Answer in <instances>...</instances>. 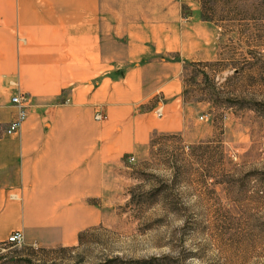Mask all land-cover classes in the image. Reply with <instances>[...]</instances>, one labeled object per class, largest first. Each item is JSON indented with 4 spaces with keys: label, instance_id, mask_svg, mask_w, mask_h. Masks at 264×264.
Instances as JSON below:
<instances>
[{
    "label": "crops",
    "instance_id": "1",
    "mask_svg": "<svg viewBox=\"0 0 264 264\" xmlns=\"http://www.w3.org/2000/svg\"><path fill=\"white\" fill-rule=\"evenodd\" d=\"M190 3L0 0V244L21 231L28 246L77 245L108 218L124 160L186 133L184 70L211 44ZM18 90L28 114L9 134Z\"/></svg>",
    "mask_w": 264,
    "mask_h": 264
},
{
    "label": "rangeland",
    "instance_id": "2",
    "mask_svg": "<svg viewBox=\"0 0 264 264\" xmlns=\"http://www.w3.org/2000/svg\"><path fill=\"white\" fill-rule=\"evenodd\" d=\"M198 1L210 58L184 70L186 133L124 160L83 244L1 243L0 264H264V0Z\"/></svg>",
    "mask_w": 264,
    "mask_h": 264
},
{
    "label": "built area",
    "instance_id": "3",
    "mask_svg": "<svg viewBox=\"0 0 264 264\" xmlns=\"http://www.w3.org/2000/svg\"><path fill=\"white\" fill-rule=\"evenodd\" d=\"M29 95L27 93L18 90L11 98V102L16 107V115L13 120L5 127L7 133L11 134L17 132L21 129L24 121L27 118L28 107H29ZM164 105L162 98H158L157 106L155 108V113L160 117L163 115ZM95 118L100 120L104 118L101 113H97ZM203 118V116L201 117ZM128 161H134L135 157L133 155L128 156ZM24 243V234L21 231H14L11 233L5 242L2 244H12V245H22Z\"/></svg>",
    "mask_w": 264,
    "mask_h": 264
},
{
    "label": "trees",
    "instance_id": "4",
    "mask_svg": "<svg viewBox=\"0 0 264 264\" xmlns=\"http://www.w3.org/2000/svg\"><path fill=\"white\" fill-rule=\"evenodd\" d=\"M86 231V230H85ZM85 231H81L79 233V236H78V240H79V244H83V239H84V234H85ZM132 264H151L152 261L151 260H146V261H133L131 262ZM101 264H104V263H101ZM109 264V263H107ZM111 264V263H110Z\"/></svg>",
    "mask_w": 264,
    "mask_h": 264
}]
</instances>
